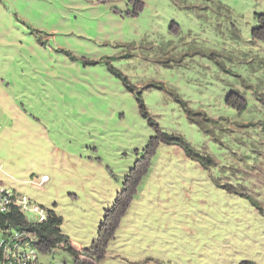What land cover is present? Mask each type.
Returning <instances> with one entry per match:
<instances>
[{
	"label": "rangeland",
	"instance_id": "rangeland-1",
	"mask_svg": "<svg viewBox=\"0 0 264 264\" xmlns=\"http://www.w3.org/2000/svg\"><path fill=\"white\" fill-rule=\"evenodd\" d=\"M0 183L78 251L124 191L95 264H264V0H0Z\"/></svg>",
	"mask_w": 264,
	"mask_h": 264
},
{
	"label": "trees",
	"instance_id": "trees-1",
	"mask_svg": "<svg viewBox=\"0 0 264 264\" xmlns=\"http://www.w3.org/2000/svg\"><path fill=\"white\" fill-rule=\"evenodd\" d=\"M110 72L118 75L122 80L125 88L128 92H134L135 88L127 83L125 77H123L118 71L109 69ZM136 102L138 104L140 115L147 120L150 126L155 128L157 133L155 139L157 143H163L166 145H174L179 146L183 149L185 155L193 161L210 163V159L204 156H201L197 150H195L185 139L181 136H177L174 134H168L163 131L158 130V126L155 121L149 115L146 106L141 98V91L136 92ZM180 104L184 107L187 117L194 122L193 117L202 116L200 113L192 112L182 100H179ZM205 118V117H204ZM205 162L202 164H206ZM229 191V189H228ZM122 191L120 194H117L115 202L109 211L108 214L105 215L103 221H101L96 239H94L90 246L87 248H83V250L78 251V245H74L70 238L63 234L61 231L62 217L57 215L54 209H49V216L46 221L37 226L29 225V227L33 230H36L39 237L42 239L41 248L43 250H51L55 247H59L64 253H67L72 259L73 264H95L100 262L106 253V249L110 241L114 239V232L118 226V222L120 221V217L124 215L128 205L129 200L127 197H124L122 200L121 196L123 195ZM125 200V201H124ZM253 206H256L253 199L250 198ZM120 203V204H119ZM5 221L10 222L14 226L28 227L25 223V220L21 216L13 215H1L0 214V223ZM78 249V250H77ZM84 255L88 260H81L79 257ZM238 264H256L250 260L240 261Z\"/></svg>",
	"mask_w": 264,
	"mask_h": 264
},
{
	"label": "built area",
	"instance_id": "built-area-1",
	"mask_svg": "<svg viewBox=\"0 0 264 264\" xmlns=\"http://www.w3.org/2000/svg\"><path fill=\"white\" fill-rule=\"evenodd\" d=\"M45 179L44 176L42 180ZM33 183L39 186L41 181ZM12 210L34 213L39 221L45 218L43 209L0 183V213L7 214ZM37 242L38 237L29 229L0 225V264H39Z\"/></svg>",
	"mask_w": 264,
	"mask_h": 264
},
{
	"label": "clouds",
	"instance_id": "clouds-1",
	"mask_svg": "<svg viewBox=\"0 0 264 264\" xmlns=\"http://www.w3.org/2000/svg\"><path fill=\"white\" fill-rule=\"evenodd\" d=\"M46 177V179L45 180H42L43 179V177ZM41 181V183L39 184V186H36V185H34V183L33 182H36L37 184L39 183ZM48 181V177L46 176V175H42L41 177H32V178H30V180L28 181V182H26V183H28V184H30V185H32L33 187H35V188H37V189H43L44 188V185H45V183ZM2 184V183H1ZM4 185V184H3ZM5 186V185H4ZM7 187V186H6ZM9 188V187H8ZM11 190H13L17 195H19V196H24V197H26L27 198V200L31 203V204H34V205H36V206H39L41 209H43L44 211H45V218L42 220V221H39L38 220V218L36 217V215L34 214V213H29V212H24V213H22V212H19V211H17V210H12L10 213H7V214H1V215H8V216H13V215H19V216H21V217H23V219L25 220V223L28 225V227H23V228H25V229H29V230H31V231H33V233H35L36 234V236L38 237V242H37V257H38V260H39V255H43V254H47V255H51L52 253H54L53 252V249H56V248H58L59 249V247H55V248H53V249H51V250H43L42 248H41V241H42V239L39 237V235H38V233H37V231L36 230H33V229H31L30 227H29V225H32V226H37V225H39V224H42V223H44L45 221H46V219H47V217L49 216V212H48V210L49 209H47V208H45V207H43L42 205H39V204H37L36 202H34V201H32L29 197H27V195H25V194H23V193H21V192H19V191H17V190H15V189H12V188H10ZM29 217L31 218V219H29ZM0 225H11V226H13V227H21V226H17V225H13V224H11L10 222H8V221H5V222H3V223H0ZM72 259V258H71ZM72 261H73V259H72ZM39 264H41L40 262H39Z\"/></svg>",
	"mask_w": 264,
	"mask_h": 264
}]
</instances>
